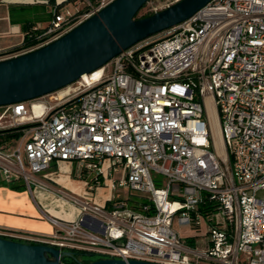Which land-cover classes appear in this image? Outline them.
Listing matches in <instances>:
<instances>
[{
    "label": "built area",
    "instance_id": "2783aa9c",
    "mask_svg": "<svg viewBox=\"0 0 264 264\" xmlns=\"http://www.w3.org/2000/svg\"><path fill=\"white\" fill-rule=\"evenodd\" d=\"M111 1L53 0L48 23L29 28L34 43L0 60L58 39ZM67 3L75 11L63 15ZM163 32L123 49L94 78L0 106L3 182L29 188L51 164L75 160L79 176L93 173L82 211L104 221L100 232L82 216L52 218L49 236L0 229V237L103 258L264 264V0H212ZM103 184L114 191L107 209L91 198ZM207 200L219 204L210 216L199 209ZM174 219L205 227L204 248Z\"/></svg>",
    "mask_w": 264,
    "mask_h": 264
},
{
    "label": "water",
    "instance_id": "95a60500",
    "mask_svg": "<svg viewBox=\"0 0 264 264\" xmlns=\"http://www.w3.org/2000/svg\"><path fill=\"white\" fill-rule=\"evenodd\" d=\"M148 0H113L58 39L35 50L0 60V106L56 91L105 64L123 49L188 19L212 0H176L144 17ZM73 252L46 244L0 237V264H63ZM85 264H163L99 258Z\"/></svg>",
    "mask_w": 264,
    "mask_h": 264
},
{
    "label": "crops",
    "instance_id": "0c3cea01",
    "mask_svg": "<svg viewBox=\"0 0 264 264\" xmlns=\"http://www.w3.org/2000/svg\"><path fill=\"white\" fill-rule=\"evenodd\" d=\"M52 3L53 0H0V55L20 47L30 26H45L50 19ZM79 173L77 162L73 160L53 163L46 171L35 174L38 182L29 188L21 181L4 183L0 177V229L49 236L57 229L52 218L82 216L84 227L103 232V219L82 211L83 205L90 202L86 198V182L91 180L93 173L82 177ZM121 192L127 194L126 190ZM113 195L112 188L103 184L92 190L91 198L107 209L111 206L108 199ZM198 237L202 249L205 246L204 233L186 239L197 246Z\"/></svg>",
    "mask_w": 264,
    "mask_h": 264
},
{
    "label": "trees",
    "instance_id": "16d2710c",
    "mask_svg": "<svg viewBox=\"0 0 264 264\" xmlns=\"http://www.w3.org/2000/svg\"><path fill=\"white\" fill-rule=\"evenodd\" d=\"M145 4L146 3H144V5ZM144 5L139 10H141L144 7ZM152 13L153 12L145 13V14L141 15L140 17H144V16L150 15ZM33 43H34V40L29 35V29H27L25 36H24L23 44L20 47L15 48L11 52L26 48V47L32 45ZM17 135L18 134L16 132H12V133H8L7 137H12V136H17ZM14 188H19V187H14ZM134 201L137 202L138 200H134ZM141 201L143 202V200H141ZM199 209L202 211V213L205 216H210L211 214H213L219 210V204L217 202L207 200L205 204H200ZM196 229H198V227H196ZM188 238H190V237H188ZM187 241L189 243H192V241L190 239H187ZM30 244H35V243H30ZM72 252H73L74 257H63L61 259L63 264H85L89 261L99 259V258H103V256H101V255H98V254H95L92 252H87V251H72Z\"/></svg>",
    "mask_w": 264,
    "mask_h": 264
},
{
    "label": "rangeland",
    "instance_id": "374dc122",
    "mask_svg": "<svg viewBox=\"0 0 264 264\" xmlns=\"http://www.w3.org/2000/svg\"><path fill=\"white\" fill-rule=\"evenodd\" d=\"M175 1L176 0H148L146 2V4L144 5V7L136 13V17H140L141 15H143L145 13L155 12L154 11L155 9L157 11L160 10V9H163L167 5H170V4L174 3ZM67 10L70 11V12H74L75 11V6L72 3H67L61 8L60 11H61V13L63 15H66V13H67L66 11ZM163 34H164L163 31L159 32V34H157L156 37H160ZM107 67L108 66H105L106 70H107ZM123 195L126 196V194H123ZM173 227H174V229L176 231H178V233L182 237H185V238L187 236H190V235H201L202 233H204V229H205V227H201V231L200 232H196V230L193 229V228L179 226V224L177 223L176 219H174V221H173ZM197 239H198L197 247L200 248V247H202V241H201L200 237H198Z\"/></svg>",
    "mask_w": 264,
    "mask_h": 264
},
{
    "label": "bare ground",
    "instance_id": "6f19581e",
    "mask_svg": "<svg viewBox=\"0 0 264 264\" xmlns=\"http://www.w3.org/2000/svg\"><path fill=\"white\" fill-rule=\"evenodd\" d=\"M94 72L93 74V78L100 75L101 72H102V67L92 71ZM83 79L87 78V75L86 74H83ZM60 95L63 94V92H60L59 93ZM206 107H207V112H208V116H209V119H210V123H211V126H212V130H213V134H214V139H215V146H216V149H217V152L219 155L223 156L224 155V148H223V144H222V140H221V137H220V133H219V128H218V123H217V119H216V114H215V110H214V107L212 106V103L210 101L209 98H207V103H206Z\"/></svg>",
    "mask_w": 264,
    "mask_h": 264
}]
</instances>
